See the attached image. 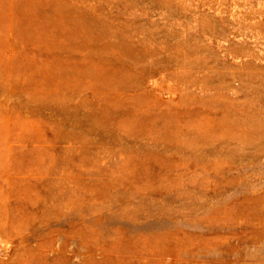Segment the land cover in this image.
I'll list each match as a JSON object with an SVG mask.
<instances>
[{
  "label": "rangeland",
  "instance_id": "rangeland-1",
  "mask_svg": "<svg viewBox=\"0 0 264 264\" xmlns=\"http://www.w3.org/2000/svg\"><path fill=\"white\" fill-rule=\"evenodd\" d=\"M29 1L0 0V264H264V0H55L97 41L52 52ZM107 60L125 89L71 87Z\"/></svg>",
  "mask_w": 264,
  "mask_h": 264
},
{
  "label": "bare ground",
  "instance_id": "bare-ground-1",
  "mask_svg": "<svg viewBox=\"0 0 264 264\" xmlns=\"http://www.w3.org/2000/svg\"><path fill=\"white\" fill-rule=\"evenodd\" d=\"M36 1L39 2V0H36ZM32 2H33V0H32ZM29 3H30V1L27 2L26 5H28ZM42 3H43V1H42ZM26 5H25V7H26ZM31 5H28V6H31ZM33 5H34V3H33ZM0 6L3 7L1 4H0ZM35 6H34V9H33V12L41 13L42 15L41 14H38V15H40V18H41V16H43L41 19L44 18L42 23L37 24L38 28L42 31V35L46 36V37H54V38L51 39V41L48 44L44 43L45 44L44 47L46 48L47 51L52 52V50L55 51L56 48L60 49L61 45L65 41L67 42V40H71V42H73V41L75 42L76 41V43L74 44V47H73L75 49L80 48L83 45H88L89 46V44L97 41L96 37L93 38V39H89L87 37L88 34L86 33L87 31L85 29L86 28L85 27L86 24H85V22H83L81 20L80 12L76 11L72 7H67V6L65 7L64 4H62L60 1H55V0L49 1L46 4L45 9H43V10H40V9L36 10L37 5H35ZM29 8H31V7H29ZM8 10L9 11L14 10V12L15 11L16 12L26 11V10H23L21 6H17V5L15 6L14 5V7H13L9 3L7 4V11ZM35 24L33 23V25H35ZM40 37L42 39V36H40ZM42 42H43V40H42ZM100 46H101L100 49L97 51L98 53L101 54V53L108 52V49H109L108 45H103L102 44ZM43 48H40V49H43ZM35 51H37V50H35ZM37 52L42 53L41 51H39V49H38ZM49 52L47 54H49ZM126 54H130V56L135 57V54H133L132 52H130V53L127 52ZM43 55H45V53ZM101 55H104V54H101ZM120 58H122V57H120ZM102 63L103 64H108L109 66L108 67L96 66V67L92 68V70L88 73L89 75L86 74V72L84 73L83 70L79 72L80 76L81 75H83V76L88 75L89 78L93 81V83L90 84L89 82H86V83L85 82L84 83L73 82L71 87L74 88V89L83 88V89H86V90L94 93L95 95L98 94L99 93L98 90H100L105 85L109 87V90L111 92L110 94H112V92L115 91V90L125 89L128 86V83H125V81L121 82L122 80H119L120 78L117 75L118 71L116 72V70H114L115 67L114 68L112 67V62L109 63L108 60H107L106 62H102ZM2 67H3V65H2ZM2 67H1V69H2ZM40 69H42V68H39L38 70H40ZM43 69H44V67H43ZM117 69H118V67H117ZM3 70H5V69L3 68ZM36 71H37V69H36ZM37 72H40V71H37ZM41 73H45V69ZM81 81L82 80H80V82ZM108 87H107V89H108ZM97 88H99V89H97ZM120 92H121V90H120ZM117 93H118V91H117ZM117 93H115V95ZM110 107H112L113 109L116 108V106H112V105H110ZM2 172H3V170H2Z\"/></svg>",
  "mask_w": 264,
  "mask_h": 264
}]
</instances>
